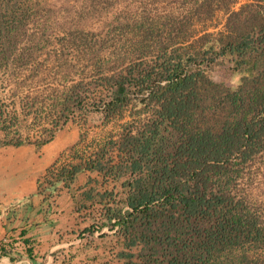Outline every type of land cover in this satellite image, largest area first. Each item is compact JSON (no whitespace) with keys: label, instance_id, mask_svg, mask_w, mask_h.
<instances>
[{"label":"trees","instance_id":"1","mask_svg":"<svg viewBox=\"0 0 264 264\" xmlns=\"http://www.w3.org/2000/svg\"><path fill=\"white\" fill-rule=\"evenodd\" d=\"M158 1L182 13L145 15L125 55L104 56L105 44L87 45L96 33L76 30L60 40L62 51L44 57L51 43L31 32L38 4L0 0V75L30 70L24 87L52 67L66 83L22 99L21 119L39 128L35 139L0 98V149L41 150L76 124L115 122L118 130L86 153L77 151L87 138L81 129L69 161L49 167L35 193L46 209L69 190L91 222L81 236L112 235L121 264H264V215L242 189L264 164V0L238 11V0ZM219 11L227 15L223 32L195 29ZM79 42L90 47L91 73L69 83L74 65L64 51L79 52ZM11 252L0 245V257ZM27 254L32 260L33 249Z\"/></svg>","mask_w":264,"mask_h":264},{"label":"rangeland","instance_id":"2","mask_svg":"<svg viewBox=\"0 0 264 264\" xmlns=\"http://www.w3.org/2000/svg\"><path fill=\"white\" fill-rule=\"evenodd\" d=\"M251 2L250 0H238L232 10L238 11L243 5ZM34 5L38 4L40 9L37 23L31 28V32L37 36L45 35L51 43L45 50L44 57L48 54L52 56L62 51L60 40L69 33L79 36L76 30L94 32L97 34L90 45L97 49L102 43L105 44L106 52L104 56H109L111 52H118L125 55L129 50V44L138 40V35L134 31L136 23L148 15L151 21L169 13L176 15L182 13V8L178 4L162 3L158 0H33ZM128 23L129 26L120 30L119 22ZM227 15L224 12H217L215 18L205 25H196L198 32L208 30L212 33H221L225 30ZM115 23V24H114ZM113 24V25H111ZM200 33V34H201ZM79 52L65 50L72 59V80L79 81L86 73H91L88 69L87 53L90 50L85 43L79 42ZM99 43V44H98ZM30 70L20 72L19 77L13 78L10 74L0 75V98L8 107L11 113L17 112L19 130L25 137L35 139L38 129L31 126V122L21 119V101L26 95L47 94L53 88H62L66 85L63 82L62 74L52 67H47L40 71V77L35 81H30L24 87H19L20 83ZM95 121L98 118L94 116ZM81 124L72 127L66 137L69 140L76 139L81 129L87 133L86 140L79 144L77 151L80 153L89 152L94 145L102 142L111 133L118 130L117 123L112 122L106 126L96 123L90 128H81ZM59 164H64L69 160V154L64 153L60 157ZM243 182V193L248 197L253 207L257 208L264 215V164L257 165L252 171L251 176L247 174Z\"/></svg>","mask_w":264,"mask_h":264},{"label":"crops","instance_id":"3","mask_svg":"<svg viewBox=\"0 0 264 264\" xmlns=\"http://www.w3.org/2000/svg\"><path fill=\"white\" fill-rule=\"evenodd\" d=\"M72 127L41 150L34 146L0 149V245L12 250L10 256L0 257V264H121L112 235L106 242L81 236L91 222L76 212L69 190H62L48 209L35 195L49 167L78 142L80 134L72 140L66 137ZM89 176L81 175L74 188L85 186ZM28 248L33 249L32 260Z\"/></svg>","mask_w":264,"mask_h":264}]
</instances>
